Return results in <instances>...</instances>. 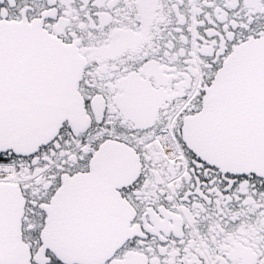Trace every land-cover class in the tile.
Returning a JSON list of instances; mask_svg holds the SVG:
<instances>
[{
  "label": "snow or ice",
  "instance_id": "6c2138e0",
  "mask_svg": "<svg viewBox=\"0 0 264 264\" xmlns=\"http://www.w3.org/2000/svg\"><path fill=\"white\" fill-rule=\"evenodd\" d=\"M0 264H264V0H0Z\"/></svg>",
  "mask_w": 264,
  "mask_h": 264
}]
</instances>
